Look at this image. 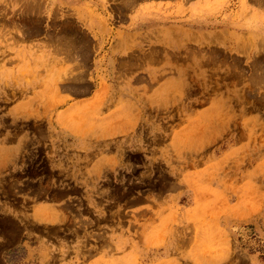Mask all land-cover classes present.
<instances>
[{"label": "rangeland", "instance_id": "rangeland-1", "mask_svg": "<svg viewBox=\"0 0 264 264\" xmlns=\"http://www.w3.org/2000/svg\"><path fill=\"white\" fill-rule=\"evenodd\" d=\"M144 1L0 0V206L7 202L18 217L56 182L42 157L47 141L39 140L58 131L56 106L135 99L141 108L124 123L94 124L87 107L57 115L77 137L121 133L104 154L73 152L104 162L94 186L68 193L76 198L63 229L79 245L64 259L86 264L87 246L107 244L101 230L109 227L134 249L125 264H161L177 229L193 244L200 234L192 264H264V0L203 8L221 22L230 15L232 43L223 26L181 43L182 4L176 15L135 26ZM95 17L98 25L88 27ZM191 95L201 105L215 101V113L188 120Z\"/></svg>", "mask_w": 264, "mask_h": 264}, {"label": "crops", "instance_id": "crops-1", "mask_svg": "<svg viewBox=\"0 0 264 264\" xmlns=\"http://www.w3.org/2000/svg\"><path fill=\"white\" fill-rule=\"evenodd\" d=\"M212 1H144L139 4L136 10L135 26L154 25L153 23L158 22L164 15H176L178 14V4H182L183 9L179 15L181 23L175 26L180 32L181 37L179 40L181 43H183L185 38H194L195 36L202 37L204 40L205 38H211L217 31L215 29H219L217 28L219 26L225 27L223 29L225 33H222L226 36L227 41L225 40V42L232 43L229 30L233 27L234 21H232L230 15L221 22L218 19L219 17L203 9L211 6ZM96 9L101 14L102 20L105 19L108 22L109 20H107L103 6H96ZM200 12L203 14L198 15L197 13ZM87 22L88 27L94 28L100 20L95 17L92 22H89V20ZM213 27L216 28L214 29ZM218 39L220 40V36ZM196 53L198 54L199 52ZM157 92L158 90L154 89L150 93L149 101L155 98ZM163 92L167 101V98L171 97V95L169 96L168 90ZM201 104L198 96L191 95L186 105L183 106L185 117L188 120L192 118L200 119L215 113V101L208 102L206 105ZM163 106L168 107L167 103L166 105L147 107L161 109ZM84 107L91 108L88 112L90 122L94 124H114L124 123L125 119L130 117L131 109L136 112L137 109L141 108V105L135 99L123 97L121 100L114 101L113 105H109V103L99 105L94 100H75L69 101L63 106H56L53 120L58 131L56 130V132L47 134L39 139L47 141L42 144V147L47 145L42 157L47 160L46 169L53 174L56 182L53 183L50 177L49 180L51 182L47 186L46 182L43 185V188L46 186L45 191L38 194L43 196L44 199L32 201L25 212L17 213L18 217L13 215L11 205L7 206V202H4V206H0V264H54L55 259H57V264L73 263L71 254L68 255L70 258L64 259L68 252L75 251L79 245L74 238H70L72 232L63 229L70 223V216L67 215L66 208L75 204L76 198V196L68 195V193L70 194V191L75 187L94 186V181L97 180L99 175L97 170L102 168L104 162V158L99 157V155L104 154L109 146L113 147V144L106 142L121 137V133L118 132L117 128V131H103L101 129L96 131V133H92V135L87 132L86 135H83L84 137H77L63 130L57 124L56 118L59 113L66 114L74 111V109ZM84 148L88 158H93L97 154H99V158L91 159L90 163L85 162L82 159V155L80 159H77L79 154L73 152L84 150ZM29 168L30 166L28 165L27 172H29ZM86 193V196H89L91 192L86 191ZM183 225H188V223L183 221ZM101 231L102 235L110 238V241L107 244L99 243L97 247L93 244L87 246L91 258L86 264H125V258L129 257L134 252V249L126 248L127 243L122 239V234L119 230L108 227V229L103 228ZM171 235L172 238L168 239V247L165 254L160 256L161 264H192V249L199 244L200 234L195 235L197 237L194 240V244L191 239H188L184 229H177ZM188 250L191 251L190 256L187 254ZM61 254H63V258L57 256Z\"/></svg>", "mask_w": 264, "mask_h": 264}, {"label": "bare ground", "instance_id": "bare-ground-1", "mask_svg": "<svg viewBox=\"0 0 264 264\" xmlns=\"http://www.w3.org/2000/svg\"><path fill=\"white\" fill-rule=\"evenodd\" d=\"M32 5V4H31ZM125 6V5H124ZM156 15V14H155ZM149 18H151V17H149ZM157 19V18H156ZM160 20V19H159ZM161 21V20H160ZM145 22V21H144ZM162 25V24H161ZM168 27V26H167ZM157 29V28H156ZM153 30V29H152ZM160 30V29H159ZM161 32V31H160ZM163 33H164V29H163V31H162ZM191 35V34H190ZM170 36V35H169ZM184 36V35H183ZM181 37V36H180ZM189 37V36H188ZM191 37V36H190ZM167 38V37H166ZM185 38V37H184ZM61 42V41H60ZM190 42V41H189ZM65 44V43H64ZM80 45V44H79ZM57 47V46H56ZM184 49V48H183ZM74 50V49H73ZM175 50V49H174ZM178 50V49H177ZM75 52V51H74ZM68 53V52H67ZM153 53V52H152ZM156 53V52H155ZM184 55H186V54H184ZM152 56V55H151ZM150 56V57H151ZM195 56V55H194ZM197 58V57H196ZM201 58V57H200ZM187 59V58H186ZM193 59H194V57H193ZM192 60V59H191ZM196 60V59H195ZM195 62V61H194ZM194 62H192V63H194ZM203 63V62H202ZM195 64V63H194ZM197 66V65H196ZM198 68V67H197ZM203 81V80H202ZM199 82V81H198ZM197 83V82H196ZM198 84V83H197ZM203 87V86H202Z\"/></svg>", "mask_w": 264, "mask_h": 264}]
</instances>
